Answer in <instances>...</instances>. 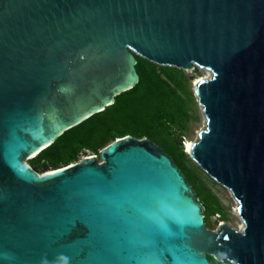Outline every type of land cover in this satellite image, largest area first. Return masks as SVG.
Returning a JSON list of instances; mask_svg holds the SVG:
<instances>
[{
	"label": "water",
	"instance_id": "obj_1",
	"mask_svg": "<svg viewBox=\"0 0 264 264\" xmlns=\"http://www.w3.org/2000/svg\"><path fill=\"white\" fill-rule=\"evenodd\" d=\"M141 57L201 67L190 158L237 200L207 229L172 157L126 135L26 166L139 82ZM264 264V0H0V264Z\"/></svg>",
	"mask_w": 264,
	"mask_h": 264
},
{
	"label": "trees",
	"instance_id": "obj_2",
	"mask_svg": "<svg viewBox=\"0 0 264 264\" xmlns=\"http://www.w3.org/2000/svg\"><path fill=\"white\" fill-rule=\"evenodd\" d=\"M137 59L138 64L136 68L140 75V82L132 90L118 96L115 103L105 111L92 116L80 125L67 131L51 147L30 160V164L34 169L39 173H45L49 169L56 170L79 161L82 151L93 149L91 145H88V140H91L94 136L97 139L94 140L97 141L96 145L105 146L117 138L131 134L137 138H149L150 140L155 139L154 135L162 134L163 137L172 138V142L174 143L176 133H180L182 130L176 125L173 116L165 109V98L160 96V90L162 88L167 89L169 86L162 80L160 73L156 70L157 66L155 64L141 57H137ZM161 69L168 80L172 79L168 75V71L176 70L171 67H161ZM132 118H139L141 122L145 123V126L141 130H131L121 127L124 121ZM101 132L108 134H106L102 142H99L98 137L92 135ZM64 147H69V155H64L60 152ZM164 147L165 151L173 157L174 151L168 146ZM183 155L185 156V154ZM178 166L180 167L181 165L178 164ZM208 205L210 210L205 206V214L212 213L214 211L212 207H215L216 210L218 209L217 201H212ZM210 260L213 262L212 258Z\"/></svg>",
	"mask_w": 264,
	"mask_h": 264
},
{
	"label": "rangeland",
	"instance_id": "obj_3",
	"mask_svg": "<svg viewBox=\"0 0 264 264\" xmlns=\"http://www.w3.org/2000/svg\"><path fill=\"white\" fill-rule=\"evenodd\" d=\"M156 66V70L158 73H160L162 80H164L167 86H169V88L167 89L162 88L160 90V96L166 99H164L166 105L165 109L173 116L176 125L181 128L182 132L176 133V140L174 141V143L172 142V138L169 139L167 136L163 137L162 134L154 135L155 139H152L151 141L154 140V143L164 150V146H168L171 148V150L174 151V156L172 157V159L177 165H181L180 169L186 175L190 184L195 188L198 198L203 202L205 206H207L208 210H210L208 204L212 201H217L218 209L216 210L215 207H212L214 211L210 214L204 215L207 229L216 232L222 223H226L229 227L240 231L238 229L236 220L237 215L238 217H240L238 208L236 206H239V204L233 196L232 192L228 191L225 187L217 184L210 176H208L202 170V168H200L190 158L188 152H186V149L184 148L187 141L196 142L199 138L198 132L206 126L205 122L203 120L201 121V116H204V114L201 109V105L197 103V96L194 92V82L197 76L202 75L200 69L194 68L189 70H181L174 68L176 70L168 71V75H170L172 78L171 80H168L165 74L162 73V66ZM210 76L211 73L209 72V78ZM204 119L206 121L205 117ZM144 126L145 123L141 122L139 118H132L124 121L121 124L122 128H129L131 130H141V128ZM106 134L108 133L101 132L94 133L92 136L96 135L99 142H102ZM131 136L137 138L132 134ZM95 139L96 138L94 136V138L88 140V145H91V147L95 150L85 149L84 151H82L79 160L87 156H99L100 150H102L105 145H96L95 143L97 141H94ZM110 143L111 142L107 143V145H109ZM60 152L64 155H69L70 149L69 147H64L60 150ZM183 154H185V156ZM51 170L52 169H49V171ZM234 201L236 203H234ZM208 257L213 259V263L221 264L213 257L209 255Z\"/></svg>",
	"mask_w": 264,
	"mask_h": 264
},
{
	"label": "bare ground",
	"instance_id": "obj_4",
	"mask_svg": "<svg viewBox=\"0 0 264 264\" xmlns=\"http://www.w3.org/2000/svg\"><path fill=\"white\" fill-rule=\"evenodd\" d=\"M195 68H199L200 71H201V73H202V75H201V76H197V78H196V80H195V82H194V87H195V85H196L197 82H199V81H201V80H203V79H205V78H209V71H208L207 69H205V68H201V67H195ZM196 98H197V97H196ZM197 103H199V99H198V98H197ZM199 104H200V103H199ZM201 109H202V108H201ZM202 111H203V110H202ZM204 117H205V116H201V121L203 120V121L205 122V125H206V121H205ZM201 123H202V122H201ZM203 124H204V123H203ZM204 129H205V127L202 128V130H204ZM199 132H200V131H199ZM199 132H198V134H199ZM191 143H193V142H192V141H187V142H186V144H185V146H184V148L186 149V152L189 151V147H190V144H191ZM34 157H36V154L33 155L31 158H34ZM24 163H25L26 166L32 167V166L30 165L29 161L25 160ZM227 190L230 191L229 189H227ZM234 203H236V202L234 201ZM236 206H237V208H238V205H236ZM236 218H237L236 220H237L238 229H239L240 231H242L243 228H244V222H243V220H241L240 217H238V215H237Z\"/></svg>",
	"mask_w": 264,
	"mask_h": 264
}]
</instances>
